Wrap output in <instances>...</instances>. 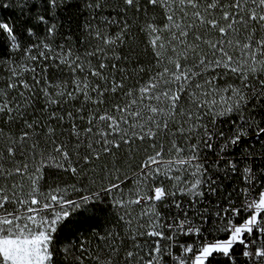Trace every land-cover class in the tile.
<instances>
[{
    "label": "snow or ice",
    "instance_id": "1",
    "mask_svg": "<svg viewBox=\"0 0 264 264\" xmlns=\"http://www.w3.org/2000/svg\"><path fill=\"white\" fill-rule=\"evenodd\" d=\"M0 264H264V0H0Z\"/></svg>",
    "mask_w": 264,
    "mask_h": 264
}]
</instances>
